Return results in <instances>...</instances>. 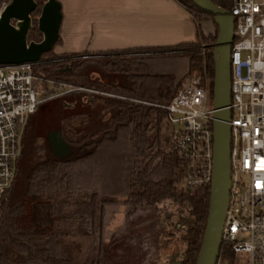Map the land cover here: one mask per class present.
Instances as JSON below:
<instances>
[{
  "label": "trees",
  "instance_id": "1",
  "mask_svg": "<svg viewBox=\"0 0 264 264\" xmlns=\"http://www.w3.org/2000/svg\"><path fill=\"white\" fill-rule=\"evenodd\" d=\"M3 1L0 0V4ZM35 1L38 11L44 0ZM175 1L192 14L196 22V39L206 41L203 56L199 54L197 41L98 54H54L51 50L42 55L40 62L33 64V71L56 83L164 104L176 89L161 92L154 86L144 88V81L150 78L146 61L187 57L189 74L194 70L201 72L204 58L211 97V46L216 39L217 27L212 21L215 35L204 33L199 17L212 20V16L196 8L190 0ZM210 1L230 11L232 0ZM27 39H40L35 23ZM91 74L97 77H91ZM164 117L165 111L159 107L84 91H72L43 102L26 119L13 181L0 199V264H70L59 256V243L64 238L73 241L94 234L98 201L97 192L92 189L80 192L71 188L72 171L76 167L78 171L86 170L89 163L83 165V169L81 163L93 157L102 145L113 143L120 136L132 152L129 167L124 169L122 181L119 179L124 189L116 190L122 197L121 202L129 208L127 216L143 206L155 207L162 200L186 203L192 220L182 231L185 248L179 264H194L205 226L209 187L190 191L183 187L184 162L174 150L160 148L159 132ZM52 131L58 132L70 148V153L63 158L51 154L46 138ZM144 158L156 160L149 172L138 167L139 159ZM154 170L156 178L149 175ZM111 202L118 201L101 200L100 220L102 203ZM217 260L233 264L234 256L223 242ZM96 264L103 262L97 258Z\"/></svg>",
  "mask_w": 264,
  "mask_h": 264
},
{
  "label": "built area",
  "instance_id": "2",
  "mask_svg": "<svg viewBox=\"0 0 264 264\" xmlns=\"http://www.w3.org/2000/svg\"><path fill=\"white\" fill-rule=\"evenodd\" d=\"M6 3H2V7ZM230 45L229 189L221 228L233 264H264V0H232ZM72 91L129 100L165 111L171 149L184 162L188 191L209 187L212 109L208 90L185 76L167 103L127 98L94 88L56 83L24 62L0 65V199L10 187L27 117L43 102ZM215 264H227L217 260Z\"/></svg>",
  "mask_w": 264,
  "mask_h": 264
},
{
  "label": "rangeland",
  "instance_id": "3",
  "mask_svg": "<svg viewBox=\"0 0 264 264\" xmlns=\"http://www.w3.org/2000/svg\"><path fill=\"white\" fill-rule=\"evenodd\" d=\"M36 13L32 16L37 15ZM195 17L197 19L196 15ZM199 18L200 22L203 19L208 21L210 34L215 35L216 29L212 20L206 16ZM196 41L199 43V54L203 56V45L206 41ZM201 65L200 73L194 70L188 75L198 78L199 83L208 90L209 79L204 70V58ZM91 77H94L93 74ZM210 106L211 97L208 93L206 107ZM170 131L171 128L162 120L159 143L163 151L171 149ZM131 159L132 152L124 137L120 136L113 143L102 145L93 157L81 163L82 169L83 165L89 163L86 170L84 168L78 171L77 167L74 168L76 165L73 166L71 188L80 192L92 189L97 192L98 201L94 234L73 241L64 238L59 243V256L67 259L70 264H96L97 258L103 264H179L185 248L182 231L190 226L192 220L187 212V205L162 200L155 207L143 206L127 216L129 208L121 202L122 197L116 190L124 189L120 185L121 175L129 167ZM155 163L156 160L139 159L138 167L149 172ZM149 175L152 178L157 177L155 170ZM109 199H116L118 202L102 203L103 216L100 220V202ZM76 244H79V249H76Z\"/></svg>",
  "mask_w": 264,
  "mask_h": 264
},
{
  "label": "water",
  "instance_id": "4",
  "mask_svg": "<svg viewBox=\"0 0 264 264\" xmlns=\"http://www.w3.org/2000/svg\"><path fill=\"white\" fill-rule=\"evenodd\" d=\"M212 16L217 27L212 48L213 78L212 109V169L209 183L208 207L201 244L194 264H215L221 245V228L229 189L230 127V45L233 16L210 0H190ZM35 0H8L0 11V65L24 62L36 64L42 55L52 50L58 37L60 7L56 0H44L38 8ZM37 12V13H36ZM34 13L37 15L32 16ZM35 23L38 41L27 35ZM51 154L63 158L69 146L56 131L47 135Z\"/></svg>",
  "mask_w": 264,
  "mask_h": 264
},
{
  "label": "crops",
  "instance_id": "5",
  "mask_svg": "<svg viewBox=\"0 0 264 264\" xmlns=\"http://www.w3.org/2000/svg\"><path fill=\"white\" fill-rule=\"evenodd\" d=\"M56 1L61 18L54 54H98L196 41L192 14L175 0ZM199 25L210 33L206 19ZM146 66L150 78L144 88L153 84L161 92L177 89L188 75L187 57L152 58Z\"/></svg>",
  "mask_w": 264,
  "mask_h": 264
},
{
  "label": "flooded vegetation",
  "instance_id": "6",
  "mask_svg": "<svg viewBox=\"0 0 264 264\" xmlns=\"http://www.w3.org/2000/svg\"><path fill=\"white\" fill-rule=\"evenodd\" d=\"M93 76L95 77V74H93ZM96 77H97V76H96ZM96 77H95V78H96ZM51 99H52V98H51ZM49 100H50V99H49Z\"/></svg>",
  "mask_w": 264,
  "mask_h": 264
}]
</instances>
